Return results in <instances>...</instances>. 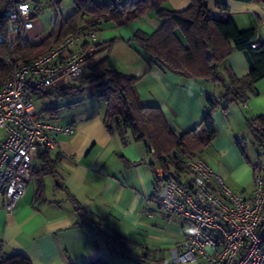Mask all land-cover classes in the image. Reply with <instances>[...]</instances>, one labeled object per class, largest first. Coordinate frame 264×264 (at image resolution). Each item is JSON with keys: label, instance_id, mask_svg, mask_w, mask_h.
<instances>
[{"label": "crops", "instance_id": "0c3cea01", "mask_svg": "<svg viewBox=\"0 0 264 264\" xmlns=\"http://www.w3.org/2000/svg\"><path fill=\"white\" fill-rule=\"evenodd\" d=\"M58 1L59 16L47 0H37L43 9L32 18V28L21 34L24 39L39 44L61 19L71 14L63 17L65 0ZM220 1L226 2L239 29H256L254 46L264 40V4L208 0L209 16L221 15L216 5ZM72 3L75 10L73 0ZM189 5L190 0H167L162 6L179 11ZM156 9V4H151L140 17L123 23L114 19L99 23L98 42L112 45L95 58L106 56L110 67L136 77L140 102L159 107L170 128L180 133L199 125L206 112V98L218 99L223 89L210 78L171 72L133 47L135 32L152 34L161 26ZM17 36L16 31L12 32L14 40ZM249 68L245 54L237 50L217 66L219 72L230 69L238 77L246 75ZM89 87L92 86L57 97L58 102L65 98L67 101L51 107L55 108L57 123L75 127L70 135L58 134L57 150L48 151L51 157L58 156L56 173L41 174L36 153L25 193L11 213L4 210L0 195V254H19L32 264H83L97 259L107 264H139L136 258L147 252L150 264H170L173 250L187 237V225L181 217L158 206L163 188L155 176L160 168L151 167L152 155L142 142L134 140L131 129L123 134L124 144L116 131L108 132L103 123L106 97L99 94V89ZM38 111L50 112L45 107ZM255 116H264V78L255 83L246 103L216 109V136L201 154L227 187L244 196L253 191V163L258 149L245 118ZM40 182L43 189L38 196ZM210 185L215 187L213 179ZM113 232L133 242L131 258L109 251L106 238Z\"/></svg>", "mask_w": 264, "mask_h": 264}, {"label": "trees", "instance_id": "16d2710c", "mask_svg": "<svg viewBox=\"0 0 264 264\" xmlns=\"http://www.w3.org/2000/svg\"><path fill=\"white\" fill-rule=\"evenodd\" d=\"M19 1L22 0H0V88L10 71L5 62L7 56L13 60L30 58L39 54L50 42L58 41L84 25L96 30L99 23L108 19L123 23L140 17L152 3L156 4L155 13L162 20L161 26L152 34L135 32L133 47L178 75L210 78L220 84L222 94L218 99L206 98V112L198 126L176 133L168 125L159 107L143 105L135 89L136 77L110 67L106 56L95 58L98 53L109 51L111 42L96 44V52L86 62L88 73L83 72L76 80L77 84L70 82L46 86L31 92L38 98H57L80 93L85 86L99 89V94L106 97L103 123L108 132L116 131L124 144L123 134L127 128L131 129L134 140L142 142L152 155L151 167L160 168L164 178L172 176L180 184L184 178L192 177L186 161L196 156L202 157L203 150L216 136L213 118L216 109L221 106L226 110L231 104L246 103L249 93L254 92L255 83L264 78V40L254 46L256 29H239L223 1L216 3L221 15L212 17L209 16L208 0H190V5L179 11L163 7L167 0H73L75 10L61 19L50 35L39 44L24 39L10 18L14 4ZM32 1L37 3V0ZM235 1L264 4V0ZM37 13L34 12L31 19ZM14 31L18 35L15 40L12 38ZM232 50L243 52L249 62V71L242 77L236 76L230 69H225L223 73L217 70L218 64ZM47 110L50 111L47 113L55 114V108L48 107ZM245 125L253 144L259 149L256 156L260 153L264 155V116L246 117ZM240 148L243 150L242 146ZM37 154L40 158V173L55 174L58 156L51 157L46 149L39 150ZM262 169L260 161L255 160L254 172ZM155 181L162 183L158 176H155ZM42 189L40 182L36 191L38 196ZM106 241L111 253L131 258L132 241L116 232L108 235ZM148 255L144 252L136 261L139 264H150ZM0 264L32 263L19 254H0ZM83 264L107 262L97 259Z\"/></svg>", "mask_w": 264, "mask_h": 264}, {"label": "built area", "instance_id": "2783aa9c", "mask_svg": "<svg viewBox=\"0 0 264 264\" xmlns=\"http://www.w3.org/2000/svg\"><path fill=\"white\" fill-rule=\"evenodd\" d=\"M47 1L59 16L60 2ZM42 9L32 0L15 3L10 18L17 32L31 29V15ZM98 41L97 31L84 25L35 56L6 57L10 71L0 88V195L7 213L25 193L33 156L42 149L57 150L56 136L75 130L73 125L57 123L55 114L40 113L31 90L77 80ZM255 160L263 169L254 172L250 196L227 187L200 156L186 161L192 177L181 184L172 176L164 178L161 170L157 173L163 188L158 206L181 217L188 228L185 241L173 250V264H264V155ZM212 179L215 187L210 185Z\"/></svg>", "mask_w": 264, "mask_h": 264}, {"label": "rangeland", "instance_id": "374dc122", "mask_svg": "<svg viewBox=\"0 0 264 264\" xmlns=\"http://www.w3.org/2000/svg\"><path fill=\"white\" fill-rule=\"evenodd\" d=\"M73 3L71 4V0H65V5H64V10L62 11V15L63 17H65L66 15H68V13H72L73 12V7H72ZM68 6H70V10H67L68 9ZM51 44V42L44 48L42 49L40 52H42L43 50H45L49 45ZM75 84L78 83V81H73ZM86 87V86H85ZM90 89H92V87H89ZM87 89V92L90 90V89ZM67 98L63 99V100H60L58 102V100L56 98H54V100L52 99H44V98H38L36 96H34V106L37 110H41L43 109L44 107L45 108H48V107H55V106H60L59 104H63L65 103L67 100ZM255 158V156H254ZM188 179H190L188 177ZM171 260H169V263L172 264V262H170ZM160 264V262L158 263Z\"/></svg>", "mask_w": 264, "mask_h": 264}]
</instances>
